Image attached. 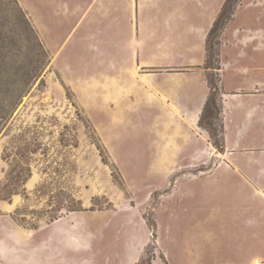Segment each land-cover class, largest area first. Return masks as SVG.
<instances>
[{
	"label": "rangeland",
	"instance_id": "1",
	"mask_svg": "<svg viewBox=\"0 0 264 264\" xmlns=\"http://www.w3.org/2000/svg\"><path fill=\"white\" fill-rule=\"evenodd\" d=\"M17 1L48 63L0 134V186L32 171L0 264H264V164L221 156L225 113L264 129V0Z\"/></svg>",
	"mask_w": 264,
	"mask_h": 264
},
{
	"label": "trees",
	"instance_id": "2",
	"mask_svg": "<svg viewBox=\"0 0 264 264\" xmlns=\"http://www.w3.org/2000/svg\"><path fill=\"white\" fill-rule=\"evenodd\" d=\"M47 63L48 56L18 1L0 0V134L17 111L23 97L41 78ZM16 156L19 157L16 160L18 171L13 178L10 171H7L1 183L3 187L0 186V201L8 202L14 195L25 198V185L32 171L22 148H18ZM8 157L7 148H4L3 161L8 162ZM62 205L58 212L63 211L65 206ZM69 211L79 210L74 208ZM55 219L57 217H51L50 221Z\"/></svg>",
	"mask_w": 264,
	"mask_h": 264
},
{
	"label": "crops",
	"instance_id": "3",
	"mask_svg": "<svg viewBox=\"0 0 264 264\" xmlns=\"http://www.w3.org/2000/svg\"><path fill=\"white\" fill-rule=\"evenodd\" d=\"M257 94H251L250 96L253 97ZM259 95V94H258ZM254 111V112H253ZM254 113H256L255 109H248L244 116L242 115H235V130H236V138L231 136V127H229V122L227 113H225V118L223 120V151L221 152V156L224 157V160H229L230 168L237 169L243 172L244 176L248 180L256 179V174L248 173V165L244 163L243 165L236 166L234 164V160H261L260 166L264 164V129L261 124V121H255ZM239 118H242L240 120ZM244 119V123H243ZM261 120V119H259ZM255 121V122H253ZM262 130V131H261ZM260 131V132H259ZM259 133V138L256 136ZM247 137H251V139H260L263 143L259 147H254L252 145H241L242 140H245ZM234 167L232 168L231 167ZM243 166V167H242ZM240 167V168H239ZM242 167V169H241ZM261 168V167H260ZM262 169V168H261ZM264 171V170H263ZM262 175V174H261Z\"/></svg>",
	"mask_w": 264,
	"mask_h": 264
}]
</instances>
